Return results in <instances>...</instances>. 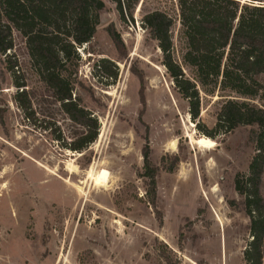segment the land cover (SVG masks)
<instances>
[{
  "label": "rangeland",
  "instance_id": "rangeland-1",
  "mask_svg": "<svg viewBox=\"0 0 264 264\" xmlns=\"http://www.w3.org/2000/svg\"><path fill=\"white\" fill-rule=\"evenodd\" d=\"M101 1L94 37L76 49L78 60L70 59L63 72L73 98L98 123L97 139L83 153L64 147L79 129L40 81L18 32L12 30L13 49L0 55V264H164L162 252L179 264H245L250 220L234 181L248 175L255 128L215 135L211 150L192 140L207 138L202 129L213 130L228 100L264 110V77L246 83L258 91L249 100L223 88L220 79L201 86L184 67L199 94L193 120L142 26L154 11L172 17L181 64L176 0H139L125 20L115 4ZM110 26L119 47L108 36ZM100 61L108 63L106 70L98 68ZM16 85H25L27 111L14 101ZM144 148L158 169L161 222L140 177ZM103 171L107 178L97 186L89 173Z\"/></svg>",
  "mask_w": 264,
  "mask_h": 264
},
{
  "label": "trees",
  "instance_id": "trees-1",
  "mask_svg": "<svg viewBox=\"0 0 264 264\" xmlns=\"http://www.w3.org/2000/svg\"><path fill=\"white\" fill-rule=\"evenodd\" d=\"M123 20L139 0H109ZM179 14L181 64L176 60L171 38L174 20L168 14L154 11L142 19V26L157 43L162 55L161 65L173 80L179 94L188 102L189 115H199V94L195 84L186 76L184 67L203 86L207 82L251 100L257 90L250 91L246 83L264 77V4L262 0H176ZM101 0H0V55L13 49L12 30L25 40V48L32 67L40 81L59 103L68 120L79 129L64 147L81 154L95 142L98 123L84 110L79 99L73 98V86L63 72L70 59L78 60L76 49L88 44L96 32L97 18L104 10ZM107 33L115 47L121 45L112 26ZM106 61L98 68L106 70ZM109 78L115 71L108 69ZM244 84V85H241ZM25 85H16L14 101L22 110L30 107L24 102ZM19 90H21L19 92ZM240 126H252L251 141L255 154L248 166V175L236 177L234 189L243 198L242 206L250 220L251 240L244 250L245 264H263L264 256V110L247 101H226L217 114L212 131L202 129L209 139L226 135ZM204 128V127H203ZM142 174L146 182L145 195L155 211L158 222L161 215L156 207L158 169L149 159L148 148L142 152ZM177 158H174V164ZM171 171V170H170ZM164 264H179L169 254H160Z\"/></svg>",
  "mask_w": 264,
  "mask_h": 264
},
{
  "label": "bare ground",
  "instance_id": "bare-ground-1",
  "mask_svg": "<svg viewBox=\"0 0 264 264\" xmlns=\"http://www.w3.org/2000/svg\"><path fill=\"white\" fill-rule=\"evenodd\" d=\"M193 145L198 146L200 149H205V150H211L215 147V143L205 137H199L198 139L192 140ZM176 145L175 143L171 144V148L175 149ZM92 169V168H91ZM96 176V175H95ZM107 173L105 171L101 172L100 175L97 177H94L92 172L89 173V178L95 181V185L97 186H102L105 183Z\"/></svg>",
  "mask_w": 264,
  "mask_h": 264
}]
</instances>
